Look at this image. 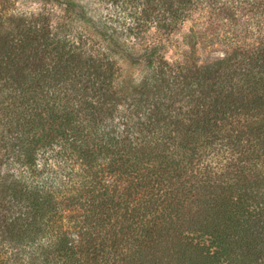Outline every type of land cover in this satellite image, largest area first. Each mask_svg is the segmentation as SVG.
<instances>
[{"label": "trees", "instance_id": "16d2710c", "mask_svg": "<svg viewBox=\"0 0 264 264\" xmlns=\"http://www.w3.org/2000/svg\"><path fill=\"white\" fill-rule=\"evenodd\" d=\"M35 1L0 0V264L264 263V42L165 57L264 0Z\"/></svg>", "mask_w": 264, "mask_h": 264}, {"label": "rangeland", "instance_id": "374dc122", "mask_svg": "<svg viewBox=\"0 0 264 264\" xmlns=\"http://www.w3.org/2000/svg\"><path fill=\"white\" fill-rule=\"evenodd\" d=\"M11 2L16 10L30 11L34 8L45 7L44 4L38 3L35 0H11ZM83 2L92 3V8H95V0H83ZM234 15H236L237 18L234 16L232 19L229 16V20L224 15H221L219 18L221 21L217 22V26H214L208 33L195 35L193 39H190V36H188L191 23H185L177 31L170 34V45H168L165 50L166 59L168 61H180L191 68H200L214 62L219 55L222 54L221 52H226V54L230 55L234 60L242 61V55L249 56L256 51L254 50L255 47L252 46H256L255 44L263 45L264 6L254 5L253 8L246 7L243 8L241 13H238V15L236 13ZM42 16L47 17L45 15ZM49 17L50 16H48V18ZM224 17L228 21H224ZM236 42L239 43L241 47L235 49V51L229 49L230 43L234 46ZM246 46H249V48L247 49ZM121 67L124 69L122 72L124 78L132 77L137 79V77H139L138 72L140 71V66L130 67L123 64ZM261 92L260 95L264 99V88ZM261 110L263 111L259 113L261 114L259 117L264 115V102L263 105H261ZM242 118V116H239L240 121H243ZM215 159L217 163L212 164V166H216L217 176H219V168L223 163H219V158ZM215 159L214 161H216ZM0 171H3V169L0 168ZM221 180L222 179L219 178V181ZM1 199L2 196H0V213L4 214L9 204H6L5 200L1 201ZM12 209H15V206H13Z\"/></svg>", "mask_w": 264, "mask_h": 264}]
</instances>
